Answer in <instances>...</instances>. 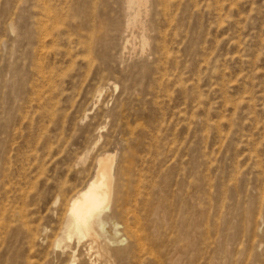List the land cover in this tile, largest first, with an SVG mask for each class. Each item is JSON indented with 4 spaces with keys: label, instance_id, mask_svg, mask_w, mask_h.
Returning <instances> with one entry per match:
<instances>
[{
    "label": "rangeland",
    "instance_id": "obj_1",
    "mask_svg": "<svg viewBox=\"0 0 264 264\" xmlns=\"http://www.w3.org/2000/svg\"><path fill=\"white\" fill-rule=\"evenodd\" d=\"M135 1L0 0V264H264V0Z\"/></svg>",
    "mask_w": 264,
    "mask_h": 264
},
{
    "label": "bare ground",
    "instance_id": "obj_2",
    "mask_svg": "<svg viewBox=\"0 0 264 264\" xmlns=\"http://www.w3.org/2000/svg\"><path fill=\"white\" fill-rule=\"evenodd\" d=\"M135 2L141 3L142 0ZM113 161L114 156L111 154L98 156L95 175L70 199L67 228L72 233L86 235L88 231H96L104 225L100 216L114 196Z\"/></svg>",
    "mask_w": 264,
    "mask_h": 264
}]
</instances>
